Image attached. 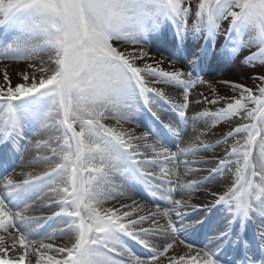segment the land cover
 I'll list each match as a JSON object with an SVG mask.
<instances>
[{"label": "snow or ice", "instance_id": "6c2138e0", "mask_svg": "<svg viewBox=\"0 0 264 264\" xmlns=\"http://www.w3.org/2000/svg\"><path fill=\"white\" fill-rule=\"evenodd\" d=\"M0 264H264V0H0Z\"/></svg>", "mask_w": 264, "mask_h": 264}, {"label": "bare ground", "instance_id": "6f19581e", "mask_svg": "<svg viewBox=\"0 0 264 264\" xmlns=\"http://www.w3.org/2000/svg\"><path fill=\"white\" fill-rule=\"evenodd\" d=\"M193 3H195V0H193ZM224 28H226V26H224ZM221 39H222V37H221ZM234 66H237V67H241V68H238L239 70H236V73H234V71H233V73L232 74H229V73H227V74H224V73H222V74H219V73H217V69H218V66H216V64H214L213 65V69H211L210 71H211V75L210 76H207V77H205L206 79H230V80H233V81H237V82H242V83H245V84H250L251 83V81L250 80H248L247 79V77L248 76H242V75H240L241 73H248V75L250 74V69H248V68H246V67H243V66H241V64L238 62L237 64H233ZM224 67H227V65H223ZM221 67H222V65H221ZM220 67V68H221ZM230 68H232V66L230 65ZM219 70V69H218ZM232 70H234V68L232 69ZM245 80V81H243V80ZM201 90H203V89H201ZM221 91H223V89L221 90ZM223 130H227V125H223ZM217 131H220V129H217ZM215 138H219L218 136L217 137H215ZM214 138V139H215ZM223 148H224V145H220L219 147H218V149H217V151H222L223 150ZM200 167H206V166H200ZM40 168H41V166H39V165H37L36 167H35V170L36 171H39L40 170ZM11 171V170H10ZM16 171L17 172H19L20 171V169L19 168H17L16 169ZM25 171H28V169H25ZM200 176H202V175H206V173H200L199 174ZM14 178L15 179H23V177H21V176H14ZM189 179H193V178H199V176H196V177H192V176H190V177H188ZM222 187V185H217L216 186V189H220ZM216 189H214V190H216ZM134 198H136V199H142V197H134ZM146 203H147V201H145ZM195 202V201H194ZM196 202H198V201H196ZM50 211H55V209H51V210H48L47 212H45L44 214H49L50 213ZM35 214H37V215H39L40 213H35Z\"/></svg>", "mask_w": 264, "mask_h": 264}, {"label": "rangeland", "instance_id": "374dc122", "mask_svg": "<svg viewBox=\"0 0 264 264\" xmlns=\"http://www.w3.org/2000/svg\"><path fill=\"white\" fill-rule=\"evenodd\" d=\"M224 26H226L227 27V22H224L223 24H222V29L224 28ZM216 66H218V69H217V73H219V74H222V73H224V74H227V73H229V74H232L233 73V71H234V73H236V70H239L238 68H241V67H237V66H234V65H231L232 66V68H230V65H227V67H224L223 65H222V67H221V65H216ZM221 67V68H220ZM234 68V70H232ZM211 69H213V68H211ZM240 75H242V76H248V73H241ZM243 80V79H242ZM243 81H245V80H243ZM196 202V201H195Z\"/></svg>", "mask_w": 264, "mask_h": 264}]
</instances>
